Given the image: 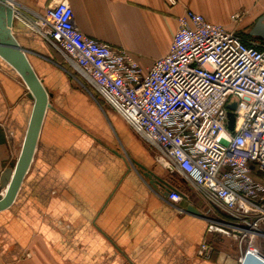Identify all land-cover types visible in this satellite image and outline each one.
<instances>
[{"label": "crops", "instance_id": "crops-1", "mask_svg": "<svg viewBox=\"0 0 264 264\" xmlns=\"http://www.w3.org/2000/svg\"><path fill=\"white\" fill-rule=\"evenodd\" d=\"M17 1L43 12L51 0ZM68 1L80 31L126 49L144 69L168 53L187 8L227 27L234 12H245L242 21L250 27L264 14V0ZM11 32L50 93L51 107L17 197L0 211V264H241V246L230 236L214 237L211 258L199 255L209 203L177 171L152 165L149 143L62 53L19 19ZM80 83L104 101L103 109ZM33 106L24 80L0 56V126L7 137L0 163L7 168H15ZM134 161L170 182L183 200L171 204ZM189 204L202 216L186 213ZM256 240L264 249V237Z\"/></svg>", "mask_w": 264, "mask_h": 264}, {"label": "built area", "instance_id": "built-area-1", "mask_svg": "<svg viewBox=\"0 0 264 264\" xmlns=\"http://www.w3.org/2000/svg\"><path fill=\"white\" fill-rule=\"evenodd\" d=\"M7 4L14 20L62 53L157 148L162 164L180 173L209 203L199 255L211 258L213 239L222 235L249 243L241 263L247 251L264 261V253L253 245L255 237H264V179L257 175L264 174V41L187 8L168 53L144 69L126 49L80 31L68 0H51L43 12L17 0ZM245 14L234 12L232 25ZM233 97L239 103L231 110ZM230 111L233 130L228 128ZM165 198L176 204L183 194L173 189Z\"/></svg>", "mask_w": 264, "mask_h": 264}, {"label": "water", "instance_id": "water-1", "mask_svg": "<svg viewBox=\"0 0 264 264\" xmlns=\"http://www.w3.org/2000/svg\"><path fill=\"white\" fill-rule=\"evenodd\" d=\"M7 1L0 0V56L13 66L22 77L28 87L29 97L34 100V106L21 153L14 170L7 168L6 162L0 163V189H5L4 194L0 195V211L10 207L17 197L33 161L46 111L51 107L50 93L31 65L25 50H23L11 32V27L14 23V11L8 6ZM249 35L264 41V14L251 25ZM228 115V128L233 130L235 123L234 113L230 111ZM6 143L5 131L0 126V144ZM133 163L141 169V173L149 179L150 184L155 189H160L165 197L169 195L171 190L175 189L170 182L157 176L153 170L148 169L145 165L138 161ZM185 212L202 216V213L190 204L185 209ZM241 264H264V261L254 253L247 251Z\"/></svg>", "mask_w": 264, "mask_h": 264}, {"label": "rangeland", "instance_id": "rangeland-1", "mask_svg": "<svg viewBox=\"0 0 264 264\" xmlns=\"http://www.w3.org/2000/svg\"><path fill=\"white\" fill-rule=\"evenodd\" d=\"M243 20V19H242ZM232 22V21H231ZM244 25V21H241L237 26H235V25H231L230 27H238V28H241L242 26ZM81 84V86L82 87H84L86 90H88L90 93H91V96L93 97V99L99 104V106L101 107V104H103V100L99 97V96H97V95H95L96 93H94V91H92V89L90 88V87H88V85L86 84V85H84L83 83H80ZM238 103H239V100L237 99V98H235V97H233L232 99H230L229 100V102H228V107L230 108V109H232V110H234V109H236V107L238 106ZM102 108V107H101ZM103 109V108H102ZM123 135V134H122ZM148 146H147V149L150 151V154L154 157V162L152 163V165H154V167H155V165L157 164V165H159V166H162V162L159 160V155H160V153H159V151L157 150V148L156 147H154V146H151V145H149V144H147ZM125 151V150H124ZM21 153V152H20ZM20 156V155H19ZM156 165V166H157ZM163 168H165L166 169V167H163ZM180 177L183 179V176H181L180 175ZM184 180V179H183ZM185 181V180H184ZM222 235H219V237H221ZM219 237H217V240H218V238ZM239 243V245L241 246V250H242V255H243V253L245 252V250H247L248 249V246H249V243L248 242H242V243H240V242H238ZM253 245L254 246H256V247H258L259 248V250L260 251H262L263 253H264V249L261 247V246H259L260 245V243L256 240L254 243H253Z\"/></svg>", "mask_w": 264, "mask_h": 264}, {"label": "trees", "instance_id": "trees-1", "mask_svg": "<svg viewBox=\"0 0 264 264\" xmlns=\"http://www.w3.org/2000/svg\"><path fill=\"white\" fill-rule=\"evenodd\" d=\"M249 29H250V26H244V25L241 28H239L240 32L248 36H249Z\"/></svg>", "mask_w": 264, "mask_h": 264}]
</instances>
